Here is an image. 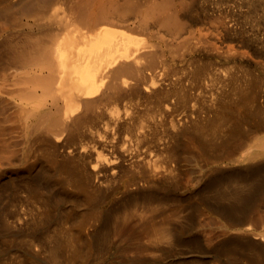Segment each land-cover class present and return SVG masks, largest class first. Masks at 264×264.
Listing matches in <instances>:
<instances>
[{
    "label": "rangeland",
    "instance_id": "1",
    "mask_svg": "<svg viewBox=\"0 0 264 264\" xmlns=\"http://www.w3.org/2000/svg\"><path fill=\"white\" fill-rule=\"evenodd\" d=\"M21 1H23V3L20 2V0H0V61L1 59L5 60V62L2 60L4 63L0 62V222L2 223H0V264H144L148 261L158 262L164 259L167 260L166 258L170 260H176L182 257L185 258L183 259L185 261H193L191 259L193 256H198V261L201 260L202 264H229V262H232L233 260L231 258H227L226 256L224 257L223 255L215 257L213 252L215 247L214 244L219 243V239L221 240L224 235L222 227L225 223V220L222 216L217 214L216 211H214L215 205L217 206L218 204H222V202L217 204L216 202L214 203L209 195L210 191L206 192L205 195L198 194V192L206 185L208 186V183L212 180L215 181L214 179L218 177L220 178L218 173H223L224 179L226 178L224 177L226 176L225 174L252 165L248 164L249 162H253V164L257 165L256 163L261 164L262 160H264V154L261 155L262 157L259 159L260 162L259 160H257L258 162H251L250 160L245 159V157H249L251 153L259 152L264 149V16H262V14H264V10H259L260 8L256 7L255 5L253 6L249 0H191L188 1L190 6L188 7L190 10H188V12L192 15L188 14L189 16H187V18H185V16L182 18L186 19L185 21L189 25L190 23L193 25H190L192 29L188 24L185 25L186 22L184 19L182 20L180 16H177L180 17L181 22H185V28L187 30H191V32L183 28L185 30L182 31L183 36L181 35V37L176 38L178 37L176 34L179 33H169L171 32L170 27L167 28V25L164 24L166 27L162 25V22H160V20L157 18H155V20L151 19L154 15H160L162 13L163 9H160L162 8V3H160L162 0H146L148 3H146L144 7L148 9L151 8L149 11L155 9L154 14L151 13V15L148 14L145 16L146 18L148 17L147 22L149 23L151 21L150 23H154V26L152 24L151 27V24L149 23V27L151 29H142L143 31L141 29H135L133 32H135L136 35L134 33H132L134 35L131 33L130 34L132 37L134 36L133 38L139 37L138 40L140 39V42L134 39L139 43L140 46L139 47L138 43L136 44L135 42L137 50H139V48L141 51L153 50L159 54H156V60H161L158 61L159 63L157 62L159 66L157 65V68L155 69L157 75L155 73L154 78H150V72L147 71L145 77L143 76L141 81L138 82L140 85L137 84V86H135L136 80L134 74L127 72L129 73L128 76L125 72L126 77L128 76L130 79L133 77V82H130V79L124 77L125 75L123 73L122 78L124 77L127 79L124 83H127L129 80L128 84L123 83L121 85L123 87L120 86L121 88L119 90L123 91L124 95L123 92L120 94L119 90L117 94L115 91V94L108 91L106 93L99 92L97 93V95L99 94L98 96L92 95L88 97H85L83 94L85 99L90 97L91 100H93V98L98 99V101L100 100L96 104L97 106H95L96 109L94 108L93 111H91L92 113L90 112L91 116H88L89 113L87 115L85 114L86 116H84V121H80L81 124L80 122H77V126L76 122L73 123L70 127L71 129L64 130L62 129V125H60L56 126L55 129L52 130L48 128L49 125L47 124L51 119L46 118V122L43 121L45 120L43 117L44 114L42 115L43 111L49 109L53 110L54 108L57 109L58 107L62 106V110L59 108L58 110L60 111H56L57 114L55 117L58 116L59 118L62 117L61 115L63 113L66 112L65 114H67V111H69V113L71 111L72 114L74 113L75 115L79 114V112L82 113L81 111H83V105L81 104V100H83L84 97H82L80 90H77V88L81 87V83L83 82L79 83L77 79L75 80L76 76L73 74H71L69 78L67 76L69 74L65 75L66 78L69 79L66 81H69L70 83L63 82L66 79L65 77L62 79L63 81L58 79L59 75L57 76V80H55V75L59 73V68L61 67H57V65L55 66L53 63V59L55 63L56 60L58 63L61 62L60 59H58L59 57L55 55L56 52H53L55 56L50 53L52 54L51 56L57 57L53 59L51 58L52 62H46L45 57H43L45 59H42L39 56V60H43L42 62L41 60L39 61L41 64L46 65L47 63H53L51 67H56V70L58 71L57 74L56 71L50 70L51 72L54 71L55 74L52 72V75H54L55 78L54 76H51L50 72H48L49 69H51H47L50 67L48 64V66L46 65L47 67H45L46 70L45 68H40L39 70L38 68L40 65H38L39 67L36 66L37 64H40L39 62L36 65L31 66V68L30 66L25 68L18 66L19 69L21 68L20 71H23V73H19L21 76L18 74L19 70L17 69V65L13 66V64H19L16 58L18 54H23L25 53L24 51L27 52L31 46L33 50L31 49V51L29 49V53H34L36 48H40V45H38L39 47L36 46V41H39L40 39H42V41L46 40L47 44L51 42L49 34H47V36L45 34L47 39L45 36H43L44 33H47V26H45L46 29L42 26L41 28L39 27L40 21H42L39 16L44 15L41 13V10L44 9L42 0H38V3L35 2L36 0ZM47 1L50 2L47 3L49 10L45 5V14L47 13V10L49 11L47 15L51 14V17L55 13L56 15L59 14L57 16L58 18L56 16H54L55 18L53 17L54 19L57 18L59 21V16L62 13L69 12V5L70 3H73L74 0H51L52 3L55 2V5H53L50 0ZM81 1L76 0V4L81 3ZM124 1L127 3V0H122V6L126 4ZM157 1L160 3V5ZM247 1L249 4L246 3ZM32 2H34V5ZM39 2L43 6H41ZM44 2L45 0H43V3ZM191 2L195 3L191 5ZM153 3H156V7L153 5ZM21 4H23V7ZM30 4L34 6V9H37L36 6H40L38 9L40 12L31 8L32 6L30 7ZM49 4L53 5V7H49ZM82 4H84V2H82ZM28 5L31 9L28 7ZM151 5H153L154 8ZM221 6L225 10L223 9L221 11L222 8H219ZM25 7H27V10L29 11L25 10ZM228 8L230 9L229 11L226 10ZM252 9H254L256 14L252 11ZM23 10L29 12L26 15H32L28 17H26V15L24 16L23 13L25 12H23ZM30 10H32V12L34 10L39 14L36 12L32 13ZM51 10H54V13H51ZM200 11L203 12V15ZM224 11L228 12L229 14ZM249 11L252 12L248 14ZM204 12H206L205 15ZM216 12L220 13L218 14L219 16H217ZM231 13L233 14L231 15ZM35 14H37L36 16H39L36 17ZM196 14L198 17H201L200 19L197 18L199 20H196ZM252 14L253 16L251 17L250 15ZM225 15L230 16L227 17ZM244 16L248 17L245 18ZM51 17H48V21L56 22L54 19L51 20ZM202 17L203 21L201 20ZM37 18L38 21L41 19L38 22L39 24L35 23ZM191 18L197 22H193ZM34 19L35 21H33ZM213 19L217 24H212L211 26L215 28L213 29L211 27L212 29L210 30L209 26L210 23L214 22H211ZM62 20L64 19H61L60 21ZM218 20L221 21L219 22ZM223 20L225 21V24L223 23ZM159 22L162 26H159ZM226 22H228V25ZM34 24H38V26L36 25L37 28ZM216 26H218V28ZM116 27L121 28V26ZM220 27H222L224 32L221 31L222 29H220ZM223 27L229 31H225ZM232 27H234L233 29L239 28L241 30H233ZM122 29L123 28H121V30ZM39 30H41L40 33ZM192 31L194 33L193 36L191 34ZM27 32L29 33V37L31 39L26 36L28 34ZM183 32H186L187 36H185L186 34ZM203 32L206 34L204 35ZM213 32L215 35H213ZM226 32L229 33L227 34ZM41 33L43 37L41 36ZM174 35H176V37L171 38V36ZM223 35H226V38ZM221 36H223L224 39H222ZM185 37L188 38L186 39ZM43 38H45V40ZM28 40L30 44L27 45ZM30 40H32V42ZM134 40L132 41V45H130L132 47ZM42 41L38 43H40L42 46H46V42L45 45ZM171 41L174 43H171ZM184 41L186 43L190 42L187 47V44H185ZM9 43L10 45H8ZM24 43L27 46L30 45L29 48ZM33 43L35 44L36 48L33 47ZM181 45H185V47H182ZM7 46L9 50L7 49ZM48 46H50V44ZM48 46L46 47V50L47 48H50ZM52 46L53 45L51 42V49ZM16 47H19L20 50H18L19 48L17 49ZM26 47L27 49H25ZM132 47L131 50H133ZM133 48L136 50L135 47ZM13 49H15V51L17 50V52H15ZM23 49L24 51H22ZM49 50L46 51L47 55L45 53L42 56L45 55L47 57L49 56L48 58H50L51 56L48 54ZM11 51L14 52L11 53ZM20 51L22 53H20ZM8 52L13 55L11 56ZM36 52L38 54V51ZM29 53L27 52L25 54L28 55ZM7 54L10 59H8ZM11 57L14 58L11 59ZM163 59L166 60V62L162 61ZM10 60L12 61V65L9 62ZM49 61L51 60L49 59ZM11 66H13V68H11ZM34 66H36V68ZM14 67L18 70V72L14 70ZM27 68L29 72L26 71V73H30L29 75H32L34 79L37 77L38 79L36 80L38 82H33L35 80L32 79V77H28V74L24 73V69ZM30 69H32V71H30ZM36 71H41L39 76L43 75V80L41 77H38V75L36 76ZM46 72L48 73L47 76L45 75ZM13 73L16 76H14ZM23 74L25 76H23ZM44 75L46 77H49L50 75L51 78H54V83L52 81L49 83V78H46L47 81H45L46 79L44 80ZM150 79H152V81H150ZM60 81L61 83L63 82V84H61ZM74 83L76 84L74 85ZM131 83H135L133 84V86L136 87H133L135 91L133 90ZM148 83L150 85H148ZM158 83L159 85L157 86H159V88L156 86ZM153 85L154 87L156 86V88H153ZM126 86L128 90L125 88ZM160 86L163 87V90L160 89ZM142 87L147 89L144 91V88ZM75 88L76 91L79 92L74 93H79L81 95H79L81 100H79V97L77 99V101L80 102V105L78 104L80 106L79 108L77 106L78 102H75L77 97L74 98V94L71 96V93H73L72 91H74ZM122 88L123 90H121ZM240 91H243V95L241 94L242 96L240 95ZM125 92L130 93L125 94ZM102 93L103 97L106 98L101 97ZM118 93L120 94V98L118 97ZM221 94H225V96ZM234 95L238 96L236 97ZM112 96L114 98H111ZM161 96L163 97L161 98ZM26 97H29L27 98L28 100H25ZM228 97H231L232 99ZM182 98H184V100ZM236 98L239 100V102L236 100ZM217 100H219L218 102L221 101L222 104H219ZM71 101L74 102L72 103ZM69 102L71 106L72 104H76L77 108L74 106L75 108L72 107L73 110H71L70 106L69 110V108H67L70 105ZM230 102L232 103L230 104ZM63 104L64 107L67 106L65 108L68 109L65 112L63 111L65 109ZM211 104L213 108L210 107ZM54 105L59 106L56 107ZM220 107L223 108L222 111H219L221 110ZM212 109L218 115H216ZM94 110L96 111L94 112ZM223 110L227 113H225ZM232 111H237V113L235 112V114H233ZM156 112H158V114ZM162 112L164 113L162 114ZM218 112H222V114L224 113L226 116L222 115L221 113L219 114ZM60 113L62 114L60 115ZM95 113L97 115H95ZM74 114L71 115L70 113V116L63 115L62 118H66V116L73 117ZM39 115H42L43 120H39ZM234 115L238 118L240 116L242 117L239 119L235 117L238 119L236 121ZM216 116L219 118V122L216 120ZM223 116L224 119H222ZM227 116L231 118L230 120L234 122V125L236 124L235 126L232 125L233 123ZM68 117L67 119L71 121L70 119L72 118L69 119ZM226 118L228 120H226ZM35 119L39 120L38 122H40V124H38ZM191 119L197 121L194 122ZM202 119L203 121H201ZM171 120L175 122H172ZM177 120L179 122L178 124ZM221 120L222 122H220ZM41 122L44 124L43 127L47 126L46 129L48 128L50 131L43 128ZM230 122L232 124H230ZM188 123L192 124L189 125ZM198 123L200 125H198ZM203 123L205 125H203ZM208 123L211 125L213 124L214 126H217L220 123L218 126L224 128V130L221 129L222 131H220V127L215 129L213 125L212 128L210 125H208ZM171 124H173V128ZM186 125L188 127H186ZM174 126H177L178 128ZM200 126L202 129L199 128ZM206 126L209 127L210 130ZM73 127L75 128L73 129ZM195 127L196 129H194ZM197 127L199 130H197ZM176 128L177 130L181 129L183 131L184 129L185 131L182 132L179 130L178 132L176 131ZM226 128H228V131H225ZM140 130L141 132L139 133ZM216 130H219V133H217ZM223 131L227 134L223 133ZM202 132L204 134H202ZM142 133L146 137H144ZM226 135L229 137L226 138ZM156 137L158 138L156 139ZM153 139L156 142H154ZM162 139H168L169 141L167 140L168 142L166 141V144V142H161L163 141ZM224 139L226 141H223ZM209 140L211 143H209ZM170 141L173 143L179 142L176 144H178L180 147L171 143ZM138 143L139 145L136 147V144ZM205 144L207 146H205ZM162 145L163 147L166 145L164 148L167 149L169 147L170 151L163 149V147H161ZM190 145L194 146L192 147ZM120 147H122V150H119L121 149ZM201 148L204 152L201 151ZM171 150L174 154H172ZM176 150L178 153L174 152ZM136 151H143L147 157L150 155L155 157L158 163L160 162L161 164L168 163L173 159V157V161L176 160V158L179 160L178 164H176L175 170L166 173L164 179L161 180V184H163L161 190L163 192L166 191L164 192L166 194L168 192H173L175 198L169 199L167 201L169 205L176 204L177 199L182 198L186 199L190 207H186L184 210L179 211L178 214L171 217H168V212H165L164 214L156 216L154 220L161 221V219L166 220L167 218L171 224L181 227V234L183 233L182 235L185 239L180 241V243L162 244L160 246L161 252L158 254L157 248H154L151 244H148L144 240V237H141L140 241L135 243L132 240L134 236L130 235L132 241L130 239L119 241L115 238L112 241L110 247L106 249L99 260H92V255L89 259L85 260V262L72 261L68 257V249H64L62 246V243L64 244L65 241L64 238H67L65 236L68 233L63 229H69L70 231H68L72 232L76 230L75 226L73 227V225H76L77 222H81L83 224L82 234L84 236H88V234L90 235L93 229L99 225V220L97 217L98 215L96 214H99L100 210H106L110 206L116 207L119 204H122L121 202L124 200L125 194L128 193L127 191H130L129 187H132L134 185L133 182L138 181L140 176V172H138V170L135 168V165L131 163L133 160L132 155H134ZM177 156L180 157L178 158ZM105 157L115 160L117 163H119V161L121 163L123 160V164L118 165L114 173L110 171L109 169L111 168L107 166L108 173L106 171V175L100 173L101 175L98 174L97 176L94 173L95 170L92 168V165L93 163L97 162L95 159H101V161H105ZM121 157H123V159ZM239 157H241V159H239ZM242 158L244 160H242ZM246 164L248 165L246 166ZM69 168L70 170L67 171ZM217 171L218 173L216 175L215 173ZM48 174L53 178L49 179L51 177ZM35 176H37V179L34 178ZM41 177L46 179L43 178L41 180ZM101 177H104L105 180ZM100 180L103 181L100 182ZM28 183L31 185L28 186ZM142 186L144 185L142 184ZM207 186L205 188H207ZM99 187H101L102 191H99ZM96 192L97 195H102V197L99 199V204L97 203L98 207L95 205L94 207L92 205L94 204L92 201H94L95 196H97L94 194ZM76 195L78 197H76ZM93 197L94 199H92ZM87 199H90V204ZM259 202V205L255 209L248 212L249 223L251 222L257 228L264 226V189L259 194ZM137 205L141 204L137 203ZM191 205H193L194 208H192L193 206ZM165 206L168 207L166 203ZM196 206H198V208ZM144 210L145 209L141 211ZM190 211H195L196 217L193 218L194 222H191L189 219V214L191 213ZM69 213L72 215H69ZM81 214H83V216ZM73 215L76 217H73ZM80 216L82 217L80 218ZM153 217L154 214H152V218ZM73 219L77 220L76 223ZM61 230L63 231L60 232ZM184 240L185 242H183ZM186 240H192L193 242H188L187 244ZM195 240L198 243L195 242ZM54 241L57 244L56 248L60 247L59 249L62 251L55 249L56 244ZM52 251L58 258H60H56V260L58 259L57 262L55 260L56 256H54ZM224 259H226L227 263L224 261Z\"/></svg>",
    "mask_w": 264,
    "mask_h": 264
},
{
    "label": "bare ground",
    "instance_id": "2",
    "mask_svg": "<svg viewBox=\"0 0 264 264\" xmlns=\"http://www.w3.org/2000/svg\"><path fill=\"white\" fill-rule=\"evenodd\" d=\"M25 1V0H24ZM35 1V0H34ZM45 0V2L43 3V0H42V4H44V9L41 10L42 14L44 15H41L39 16L42 21H40L41 19H39L40 21V24L38 23V18H37V21L35 23H38L41 28L45 26H47V33H44L43 36H47L50 38L51 42H52V49H51V42H49L47 44L45 38H43L45 41H42V39H40L42 42H44L43 44H45L46 42V46H42L40 43L38 42H41L39 39V41H36L34 43H36V46L40 45V48L37 49L35 47V44L33 45V47L36 48V51H38V54L36 51L30 52V50L32 49V46L29 48V46H27L29 43V40L27 42V47L30 49H28V53L30 54H25L27 53L26 51H24V49L22 51H24L25 53L23 54H16L17 55V61L19 62V64H13V66H16L17 67H29L31 68V66L33 65H36L40 60L41 62L43 61L42 59H45L46 62H52V59L53 58H57L59 57L58 59H60L61 62H57L56 60V63L54 62V59H53V63L54 65L57 67L58 66H61L59 68V73L57 74V70H56V67L54 68L53 66L51 67V65L53 63H47L50 67H48L47 69H49L48 72H50L51 76L53 77L54 75H52V72L53 74L54 71H56V79L57 80V76L59 75L58 79H61V81H63V77L66 78L65 75L69 76L71 74L75 75L76 78L75 80L77 79V81L80 83V82H83L81 83V87H78L77 90L79 89L80 90V94L82 95V97H88V96H92V95H97V93L99 92H113L114 91L118 92V90L123 87L121 86L124 82H126L127 79H125L124 77H126L125 75V72H129V73H132L134 74L135 76V82H136V85L140 83H138L139 81H141V78L145 75H146V72H150V75L151 77L150 78H154L155 76V69L157 68V65L159 66V62L158 61H161V60H156L157 59V54L156 51H153V50H144V51H141L140 48L139 50H137V46L136 44L138 43L137 41L135 40H138V38H133L132 35L135 34V32H133V30L135 31V29L139 30V29H147L149 30V23L147 22L148 20V17L146 18L145 16H147L148 14L151 15V13H155L153 9L152 11H149L151 10L150 6L148 8L144 7L146 3H148V1L146 0H127V3L122 6V3L121 1L122 0H78V1H81V3H78L76 4V0L73 1V3H70L69 5V12L67 13H62L60 16H59V21L57 20V16L59 15H56V13L54 15H52L51 17V14L50 15H47V13L49 12V8L47 6V3H50L49 1ZM51 1V0H50ZM53 1V0H52ZM51 1V3H52ZM150 1V0H149ZM160 1V0H159ZM188 1H191V0H162V2L160 1V3H162V8H160L161 10L163 9L162 13L159 15H154L151 19L155 20V18L159 19L160 22H162V25H167V28L170 27L171 29V32L169 33H179V34H176L178 37H176V35L174 36H171L172 37H176V38H179L181 37L182 35V31L185 28V25L188 24L182 17L185 16V18H187V16H189V2ZM193 1V0H192ZM195 1V0H194ZM222 1V0H221ZM242 1V0H241ZM243 1H246V0H243ZM252 5L260 8L259 10H264V0H249ZM20 2L23 3V1L20 0ZM35 2L38 3V0H36ZM74 2H75V5H74ZM82 2H84V4H82ZM158 2V1H157ZM19 3V2H18ZM29 3V2H27ZM36 3V4H37ZM55 3V2H54ZM54 3H52L53 5H55ZM159 3V2H158ZM159 3V5H160ZM195 2H191V5L194 4ZM222 3V2H221ZM248 3V1L246 2ZM26 4V2H25ZM32 4L34 5V2H32ZM40 4V2H39ZM156 4V3H155ZM155 4L153 3V5L155 6ZM249 4V3H248ZM22 7H23V4H21ZM41 5V4H40ZM47 7V13L45 14L46 12V7ZM53 5H50L49 4V7H53ZM149 5V4H147ZM151 5V6H153ZM158 5V6H159ZM204 5V4H203ZM13 6V5H12ZM20 6V5H19ZM26 6V5H25ZM32 5L30 4V7ZM43 6V5H41ZM153 6V8H154ZM160 6V7H161ZM205 6V5H204ZM215 6V5H213ZM251 6V5H250ZM260 6V7H259ZM29 7V5H28ZM29 7V8H30ZM34 6H32L31 8H33ZM37 9H34V10H37L40 12L39 7L36 6ZM77 10H76V8ZM156 7V6H155ZM193 7V6H192ZM252 7V6H251ZM28 8V9H29ZM30 8V9H31ZM204 8V7H203ZM219 8H222L221 11L224 9L222 6L219 7ZM218 8V9H219ZM249 8V7H248ZM10 9V8H9ZM42 9V7H41ZM251 9V8H250ZM255 9V8H254ZM254 9H252V11L256 14V12L254 11ZM25 10H27V7H25ZM33 12L35 13L36 11ZM159 10V9H158ZM205 10V9H204ZM225 10V9H224ZM226 10H230L229 8L226 9ZM233 10V9H232ZM29 11V10H27ZM32 12V10H30ZM54 11V10H53ZM52 10H51V13H54ZM160 11V10H159ZM159 11H156V12H159ZM190 11V10H189ZM219 11V10H218ZM234 11V10H233ZM251 11V12H252ZM25 12V13H23ZM23 14L24 16L29 13V12H26L23 10ZM32 12V13H33ZM56 12V10H55ZM201 12V11H200ZM226 12V11H224ZM223 12V13H224ZM250 11L248 12L251 13ZM261 12V11H260ZM259 12V13H260ZM264 12V11H263ZM21 13V14H22ZM38 13V12H36ZM206 12H204V15H205ZM217 13V12H216ZM228 13V12H226ZM239 13V12H238ZM39 14V13H38ZM189 14V15H188ZM201 14L203 15V12H201ZM218 14H220L219 12L217 13V16H219ZM222 14V13H221ZM229 14V13H228ZM233 13H231L232 15ZM245 14V13H244ZM247 14V15H248ZM32 15V14H30ZM30 15H26V17L30 16ZM37 14H35L36 16ZM192 15V14H191ZM200 15V14H199ZM34 16V17H35ZM36 16V17H38ZM51 17V20H53L56 16L57 18L54 19L56 20V22H52V21H48V17ZM177 16H180L182 18V20L184 19V23L181 22L180 20V17H177ZM194 16V15H193ZM197 16V14H196ZM208 16V15H207ZM211 16V15H210ZM213 16V14H212ZM215 16V15H214ZM224 16V15H222ZM227 16V15H225ZM230 16V15H229ZM227 16V17H229ZM251 17L253 16L250 15ZM262 16H264V14H262ZM54 17V18H53ZM151 17V16H150ZM191 17V16H190ZM195 17V16H194ZM204 17V16H203ZM203 17H202V21H203ZM209 17V16H208ZM245 17V16H244ZM248 17V16H246ZM245 17V18H246ZM250 17V18H251ZM47 18V19H45ZM64 19L62 21H60L61 19ZM197 18H201V17H196V20H199ZM222 18V17H221ZM264 18V17H263ZM44 19V20H43ZM150 19V18H149ZM193 22H195L196 20H193V18H191ZM205 19V18H204ZM215 19V18H214ZM211 20L212 21H214ZM220 19V18H218ZM226 19V18H225ZM200 20V22H201ZM216 20V19H215ZM229 20V19H228ZM232 20V19H231ZM35 21V19L33 20ZM188 21V19H187ZM191 21V22H192ZM219 22L221 20H218ZM217 21V22H218ZM153 22V21H152ZM158 22V21H157ZM160 22H159V26H162L160 25ZM197 22V21H196ZM209 22V21H207ZM225 21L223 20V23ZM231 22V21H230ZM156 23V22H155ZM222 23V24H223ZM228 22H226L227 24ZM232 23V22H231ZM38 24H36L38 26ZM151 27H152V24L154 26V23H150ZM197 24V23H196ZM216 25L217 23H215V21L213 23H210V30L213 28L211 25ZM221 24V25H222ZM225 24V23H224ZM230 24V23H229ZM29 25V24H28ZM31 25V24H30ZM35 25V24H34ZM35 25V26H36ZM164 25V26H165ZM189 25V24H188ZM191 25V23H190ZM189 25V26H190ZM205 25V24H204ZM220 25V26H221ZM228 25V24H227ZM232 25V24H231ZM33 26V25H32ZM36 26V28H37ZM116 26H121V28H123L121 30V28H117ZM193 26V25H191ZM190 26V27H191ZM196 26V25H195ZM194 26V27H195ZM200 26V25H199ZM203 26V25H202ZM208 26V25H207ZM233 26V25H232ZM166 27V26H165ZM164 27V28H165ZM193 27V28H194ZM198 27V26H197ZM212 27V28H211ZM218 28V26H216ZM226 27V26H225ZM225 27H223L225 29ZM241 27V26H240ZM184 28V29H183ZM189 28V27H188ZM215 28V27H214ZM213 28V29H214ZM229 28V27H228ZM234 27H232L233 29ZM236 28V27H235ZM30 29V28H29ZM33 29V28H32ZM151 29V28H150ZM173 29V30H172ZM192 29V27H191ZM201 29V28H200ZM208 29V28H207ZM206 29V30H207ZM220 29H222V27H220ZM231 29V28H229ZM237 30H241L239 28H236ZM236 29H233V30H236ZM37 30V29H35ZM45 30V31H46ZM168 30V29H167ZM187 30V29H186ZM189 30V29H188ZM187 30V31H188ZM196 30V29H194ZM215 30H218V29H215ZM213 30V31H215ZM44 31V30H42ZM132 31V32H131ZM143 31V30H142ZM173 31V32H172ZM185 31V30H184ZM191 32V30H189ZM205 31V29H204ZM221 31L224 32V30L222 29ZM225 31H229L228 29ZM243 31V30H242ZM31 32V31H30ZM34 32V31H33ZM41 32V30H39V33ZM137 32V31H136ZM201 32V31H200ZM206 32V31H205ZM209 32V31H207ZM212 32V31H210ZM28 33V32H27ZM38 33V32H36ZM35 33V34H36ZM134 33V34H131ZM185 33L187 36V33L186 32H183ZM214 33V32H213ZM227 34L229 32H226ZM26 34V33H25ZM192 36H193V31H192ZM196 34V32H195ZM203 34L205 35L206 33L203 32ZM217 34V32H216ZM224 34V33H223ZM226 34V35H227ZM136 35V34H135ZM171 35V34H170ZM189 35V34H188ZM208 35V34H207ZM206 35V37H207ZM209 35L211 36V34L209 33ZM215 35V33L213 34ZM222 35V34H221ZM226 35H223L225 36L226 38ZM26 36H30L29 33L26 35ZM34 36V35H33ZM39 36V35H37ZM41 36H42V33H41ZM42 36V37H43ZM183 36V35H182ZM191 36V35H190ZM191 36V38H192ZM222 37V39H224ZM35 37V36H34ZM41 37V38H42ZM195 37V35H194ZM209 37V36H208ZM24 38V37H23ZM30 38V37H29ZM27 38V39H29ZM33 38V37H32ZM186 38V37H185ZM188 38V37H187ZM186 38V39H187ZM31 39V38H30ZM47 39V38H46ZM135 39V40H134ZM190 39V38H189ZM221 39V38H220ZM134 40V44H133V47H135L136 50H134V48L130 45H132V41ZM140 40V39H139ZM138 40V41H139ZM171 40V39H170ZM200 40V39H199ZM203 40V39H202ZM32 42V40H30ZM173 41H176V40H173ZM173 41H171V43H174ZM191 41V40H190ZM205 41V40H204ZM203 41V42H204ZM136 42V44H135ZM140 42V41H139ZM178 42V41H177ZM189 42V41H188ZM202 42V41H201ZM186 45V47L188 46V44L190 43H186L184 41ZM183 43V44H184ZM7 44V43H6ZM50 44V46H48ZM178 44V43H176ZM10 45V43L8 44ZM179 45V44H178ZM12 46V45H11ZM24 46V45H23ZM22 46V47H23ZM50 47V48H47V50H49L48 54L52 53L53 52H56L55 55L57 57H53L55 56L53 54V56H51L52 54H50V58H48L47 56H42L43 54L46 53L47 55V50H46V47ZM138 46H139V43H138ZM182 46V45H181ZM185 47V45H183ZM182 46V47H183ZM25 47V46H24ZM23 47V48H24ZM27 47L25 49H27ZM39 47V46H38ZM131 47L133 50H131ZM140 47V46H139ZM190 47V46H189ZM15 48V47H14ZM17 49L19 47H16ZM34 48V50H35ZM7 49H8V46H7ZM187 49V48H186ZM9 50V49H8ZM15 51V49H13ZM20 50V48L18 49ZM33 50V49H32ZM31 50V51H32ZM52 50V51H51ZM68 50V51H66ZM14 51H11L14 52ZM51 51V52H50ZM17 52V50L15 51ZM19 52V51H18ZM10 54V52H8ZM20 53H22L20 51ZM33 53V54H32ZM36 56H35V55ZM41 54V55H40ZM157 54V55H156ZM6 55V54H5ZM11 55V54H10ZM13 55V54H12ZM11 55V56H12ZM8 56V54H7ZM38 56V57H37ZM42 59L39 60L40 57ZM4 57V56H3ZM37 57V58H36ZM45 57V58H43ZM14 58V57H11V59ZM48 58V59H47ZM52 58V59H51ZM146 58H147V61H146ZM8 59H10V57L8 56ZM38 61H37V60ZM49 59L51 61H49ZM145 59V60H144ZM1 59L0 62L4 63L5 60ZM15 60V59H14ZM8 61V60H7ZM6 61V62H7ZM37 61V62H36ZM164 62H166V60H162ZM10 64H11V60L9 61ZM9 62H8V65H9ZM36 62V63H35ZM41 62H39L40 64H37L36 66L40 65V67L38 68L40 70V68H45L47 67L45 64H41ZM158 62V63H157ZM17 63V62H16ZM6 64V63H5ZM12 65V64H11ZM44 65V66H43ZM164 65V64H163ZM1 66V65H0ZM4 66V65H3ZM6 66V65H5ZM13 66H11V68H13ZM36 66H34L36 68ZM10 67V66H9ZM19 67L17 68L18 70L15 68L14 70H16L19 73H23V71H20L21 68L19 69ZM34 68V69H35ZM5 69V67H4ZM13 70V69H12ZM38 70V71H39ZM46 70V68H45ZM50 70H54V71H50ZM16 71H12V72H16ZM24 73H26V71H28V68L27 69H24ZM30 71H32V69H30ZM36 71V76L38 75V77H41L42 80H43V75L41 73L42 76H39V73L41 72H38ZM29 72V71H28ZM38 72V74H37ZM34 73V72H33ZM32 73V74H33ZM34 73V74H35ZM124 73V77L122 78V75ZM129 73H127V75L129 76ZM17 74V73H16ZM28 74V73H26ZM30 74V73H29ZM28 74V75H29ZM45 74V73H43ZM14 75V73H13ZM20 75V74H19ZM27 75V76H28ZM46 76L48 75V73L46 72L45 74ZM44 75V76H45ZM72 75V76H73ZM157 75V73H156ZM16 76V75H14ZM18 76V75H17ZM21 76V75H20ZM19 76V77H20ZM23 76H25L23 74ZM34 77H36L35 75H33ZM44 78V80L47 78H51V76L49 75V77H46ZM54 76V78H55ZM126 77V78H129V77ZM148 76V74H147ZM28 77H32V75L28 76ZM54 78H51L50 80L48 79V82L51 83V81L54 83L53 79ZM68 78L65 79V81L63 82H67L66 80H69ZM149 78V77H147ZM31 79V78H30ZM32 79H34L32 77ZM36 79H38L36 77ZM36 79H34L35 81L33 82H38ZM47 79L45 81H47ZM130 79V78H129ZM146 79V78H145ZM132 80V81H131ZM149 80V79H148ZM60 81V83H61ZM71 81V80H70ZM74 81V80H72ZM146 81V80H144ZM150 81H152V79H150ZM156 81V80H155ZM57 82V81H55ZM59 82V81H58ZM63 82L61 84H63ZM69 82V81H68ZM67 82V83H68ZM129 82V80H128ZM127 83H124V84H128ZM130 82H133V77L130 79ZM149 82V81H148ZM154 82V81H153ZM70 83V82H69ZM143 83V82H142ZM151 83V82H150ZM156 83V82H155ZM72 84V83H71ZM76 83H74L75 85ZM132 84V88L135 87L133 86V84L135 83H131ZM36 85V84H35ZM147 85V84H146ZM144 85V86H146ZM148 85H150L148 83ZM152 85V84H151ZM159 85L156 84V86ZM73 86V85H72ZM79 86V85H77ZM121 86V87H120ZM128 86V85H127ZM127 86L125 87L127 89ZM142 86V85H141ZM156 86L154 87L153 85V88H156ZM74 87V86H73ZM76 87V86H75ZM131 87V86H129ZM152 87V86H151ZM159 88V86H157ZM161 87V86H160ZM243 87V86H242ZM124 88V89H125ZM136 88V87H135ZM144 88V87H142ZM157 88V89H158ZM163 87H161L160 89H162ZM183 88V87H182ZM181 88V89H182ZM145 89L147 88H144V91ZM159 89V90H160ZM242 89V88H240ZM123 90V88L121 89ZM128 90V89H127ZM130 90V89H129ZM133 90L135 91V89L133 88ZM137 90V89H136ZM141 90V89H140ZM153 90V89H152ZM163 90V89H162ZM161 90V91H162ZM183 90V89H182ZM125 91V90H124ZM132 91V89H131ZM155 91V90H154ZM160 91V92H161ZM244 91V90H243ZM242 91V92H243ZM73 93H71V96H73L72 94H74V98H76V101L75 102H78L77 99L78 97L80 98V94H75L74 92H79V91H76V88L74 91H72ZM120 94L121 92L123 91H120ZM141 92V91H139ZM242 92L240 91V95L242 94ZM246 92V91H244ZM130 92H125V94H129ZM153 93V92H152ZM158 93V92H157ZM165 93V92H164ZM233 93V92H232ZM239 93V92H238ZM84 94V96H83ZM120 94L118 93V97L120 98ZM136 94V93H135ZM159 94V93H158ZM245 94V93H244ZM247 94V93H246ZM75 95H78V96H75ZM80 95V96H79ZM99 95V94H98ZM97 95V96H98ZM103 97V93L101 94ZM112 95V94H111ZM123 95H124V92H123ZM221 95H224L225 94H221ZM231 95V94H230ZM243 95V94H242ZM241 95V96H242ZM30 96V95H29ZM107 96V95H106ZM110 96V95H109ZM127 96V95H125ZM130 96V95H129ZM134 96V94H133ZM156 96V95H155ZM219 96V95H218ZM223 96V97H224ZM229 96V95H228ZM234 96H238V95H234ZM84 97L83 100H81V98L79 100H81V104L83 105V111H81L82 113L79 112V114L75 115L74 113V116L72 117H68L70 116V113L71 115L72 112L70 111H67L68 109H66L65 106L64 107V104H63V107L66 109H64L63 111H67V114L65 113H60V115L63 117V115H68L66 116V118H59L58 116H56L57 114V110L60 108L61 110L63 109L62 106L61 107H58L57 105H54L56 107H58L57 109L54 108L53 110L49 109V110H46V111H43L42 115L44 114V118L45 120L42 119V115H39L40 119L39 120H43L46 122V120L48 118H50L51 120H49L50 122H48L47 124L49 125L48 128L49 129H55L56 126H60L62 125V129L64 130H68V129H71L70 127L72 126L73 123L76 122V126L78 125V123L81 121H84V116H86L88 113V116L90 115V112L93 111V109L97 106L96 104L100 101H98V99H94L91 100V98H86V99H89V100H86ZM95 97V96H94ZM123 97V96H122ZM121 97V98H122ZM163 96H161L162 98ZM222 97V98H223ZM232 97V96H231ZM231 97H228V98H231ZM21 98H25V97H21ZM27 98L29 97H26L25 100H28ZM97 98V97H95ZM103 98H106V97H103ZM109 98V97H108ZM111 98H114L113 96ZM116 98V97H115ZM159 98V97H158ZM157 98V99H158ZM220 98V97H219ZM226 98V99H228ZM233 98V97H232ZM231 98V99H232ZM240 98V97H239ZM244 98V97H243ZM73 99V98H72ZM71 99V100H72ZM102 99V98H101ZM184 100V98H182ZM225 99V98H224ZM246 99V98H245ZM162 100V99H161ZM221 100V99H220ZM235 100V99H234ZM237 100V98H236ZM248 100V99H247ZM219 100H217L218 102ZM239 102V100H237ZM245 101V100H244ZM72 103L74 101H71ZM223 102V101H222ZM80 102L77 103V106L78 108L80 107L79 104ZM216 103V102H214ZM219 104H222L221 101L218 102ZM225 103H226V100H225ZM232 102H230L231 104ZM236 103V102H235ZM241 103V101H240ZM248 103V102H246ZM70 104V102H69ZM68 104V105H69ZM79 104V105H78ZM228 104V102H227ZM237 104V103H236ZM66 105V103H65ZM81 105V107H82ZM159 105V104H158ZM214 105V104H213ZM226 105V104H225ZM233 105V104H232ZM241 105V104H240ZM70 106L71 104L69 105V110H70ZM77 108L76 104H72L71 106V110L72 107ZM219 106V105H218ZM223 106V105H221ZM228 106V105H227ZM238 106V105H237ZM162 107V106H161ZM212 104H211V106ZM225 107V106H224ZM229 107V106H228ZM231 107V106H230ZM239 107V106H238ZM237 107V108H238ZM216 108V107H214ZM221 110L219 111H222V107H220ZM236 108V107H235ZM56 109V110H55ZM158 109V108H157ZM162 109V108H161ZM217 109V108H216ZM228 109V108H227ZM233 109V107H232ZM163 110V109H162ZM213 110V109H212ZM231 110V109H230ZM237 110V109H235ZM239 110V109H238ZM242 110V109H241ZM240 110V111H241ZM60 111V110H58ZM96 110H94L95 112ZM214 111V110H213ZM224 111V110H223ZM243 111V110H242ZM62 112V111H61ZM160 112V111H158ZM158 112H156L158 114ZM212 112V111H211ZM210 112V113H211ZM215 112V111H214ZM225 112V111H224ZM233 112V111H232ZM231 112V113H232ZM237 113V111H235ZM235 112H233V114H235ZM69 113V114H68ZM92 113V112H91ZM164 112H162L163 114ZM219 114L222 112H218ZM227 113V112H225ZM239 113V112H238ZM244 113V112H243ZM243 113H242V116H243ZM36 114V113H34ZM86 114V115H85ZM213 114V113H212ZM216 114V112H215ZM213 114V115H215ZM229 114V113H228ZM59 115V116H60ZM64 115V116H65ZM95 115H97L95 113ZM210 115V114H209ZM218 115V114H216ZM224 115V113L222 114ZM231 115V114H230ZM237 115V114H236ZM245 115V114H244ZM46 116V117H45ZM87 116V117H88ZM91 116V115H90ZM208 116V115H207ZM226 116V115H224ZM224 116L222 119H224ZM239 116V115H238ZM240 116V117H242ZM67 117L70 119L71 121H69L67 119ZM86 117V118H87ZM222 117V116H221ZM228 117V116H227ZM232 117V116H231ZM237 117L234 115V118ZM239 117V118H240ZM47 118V119H46ZM211 118V117H210ZM217 118V116H216ZM229 120L231 119L230 117H228ZM238 118V117H237ZM235 118V120L237 121L238 119ZM83 119V120H82ZM201 119V117H200ZM204 119V118H203ZM203 119L201 121H203ZM219 118H217L216 120H218ZM36 120V119H35ZM39 120H36L37 122ZM174 120V119H173ZM179 120V119H178ZM177 120V124L179 123ZM186 120V119H185ZM192 120V119H191ZM212 120V118H211ZM226 120H228L226 118ZM35 121V122H36ZM172 121V120H171ZM194 121V120H192ZM197 120H195L194 122H196ZM200 121V120H198ZM205 121V120H204ZM207 121V119H206ZM232 122V120H230ZM36 122V124H37ZM44 122V123H45ZM78 122V123H77ZM80 122V124H81ZM172 122H175V121H172ZM171 122V123H172ZM219 122V120H218ZM222 122V120L220 121ZM230 124L234 125V122H232ZM259 122V121H258ZM43 122H41L42 124ZM50 123V124H49ZM201 123V122H200ZM215 123V122H214ZM229 123V122H228ZM38 124H40V122H38ZM79 124V125H80ZM121 124V123H120ZM174 124V123H173ZM173 124L172 125V128H173ZM189 124V123H188ZM192 124V123H190ZM189 124V125H190ZM195 124V123H194ZM197 124V123H196ZM202 124V123H201ZM220 124V123H219ZM218 124V125H219ZM259 124V123H258ZM44 124H42V127H43ZM181 125V124H179ZM198 125H200L198 123ZM203 125H205L203 123ZM208 125H210L212 127V125L210 123H208ZM214 126L215 129H218L220 126ZM222 125V124H221ZM236 125V124H235ZM234 125V126H235ZM41 126V125H40ZM39 126V127H40ZM142 126V125H141ZM184 126V125H183ZM192 126V125H191ZM197 126V125H196ZM227 126V125H225ZM231 126V125H230ZM233 126V127H234ZM38 127V125H37ZM40 127V128H42ZM47 127V126H46ZM46 127L44 126L43 128L46 129ZM81 127V126H80ZM174 127H177V126H174ZM185 127V126H184ZM183 127V128H184ZM186 127H188L186 125ZM207 127V126H206ZM205 127V128H206ZM232 127V126H231ZM35 128H36V125H35ZM46 129L48 131H50L49 129ZM75 127H73L74 129ZM144 128V126H143ZM178 128V127H177ZM176 128V131L179 132L182 131L181 129L177 130ZM201 128V126L199 127ZM199 128L197 127V130H199ZM204 128V127H203ZM209 129V127H207ZM213 128V127H212ZM230 128V127H229ZM72 129V130H73ZM139 129V128H138ZM140 129L142 130V128L140 127ZM191 129V128H190ZM196 129V127L194 128ZM193 129V130H194ZM202 129V128H201ZM224 130V128L220 127L219 130L222 131ZM39 130V128H38ZM41 130V129H40ZM70 130V131H72ZM76 130V129H75ZM80 130V129H79ZM141 130L139 131V133L141 132ZM145 130V129H144ZM143 130V131H144ZM192 130V131H193ZM210 130V129H209ZM219 130H216L217 133H219ZM231 130V129H230ZM142 131V132H143ZM146 131V130H145ZM185 130L183 129L182 132H184ZM205 131V130H203ZM207 131V130H206ZM225 131H228V128H226ZM47 132V131H46ZM196 132V131H195ZM208 132V131H207ZM210 132V131H209ZM144 133V132H143ZM142 133V134H143ZM146 133V132H145ZM199 133V132H198ZM201 133V132H200ZM211 133V132H210ZM213 133V132H212ZM223 133H226L223 131ZM137 134V133H136ZM183 134V133H182ZM202 134H204L202 132ZM227 134V133H226ZM229 134V133H228ZM169 135V134H168ZM195 136H197L196 134H194ZM215 135V133H214ZM221 135V134H220ZM138 136V134H137ZM144 137H146L144 134H143ZM209 136V135H208ZM164 137V136H163ZM171 137V136H170ZM177 137H180V136H177ZM176 137V138H177ZM213 137V136H212ZM229 136L226 135V138H228ZM141 138V137H140ZM143 138V137H142ZM149 138V137H148ZM152 138V137H151ZM158 137H156L157 139ZM160 138V137H159ZM224 138H225V135H224ZM138 140V138H137ZM154 140V139H153ZM161 140V139H160ZM163 141L161 142H166L168 139H162ZM171 140V139H170ZM174 140V139H173ZM211 140V139H210ZM209 140V143H211ZM169 141V140H168ZM167 141V142H168ZM176 141V140H175ZM197 141V140H195ZM223 141H226L225 139ZM139 142V141H138ZM153 142V141H152ZM154 142H156L154 140ZM166 142V144H167ZM171 142V141H170ZM222 142V141H221ZM148 143V142H147ZM160 143V142H159ZM173 143V142H171ZM176 143H179V142H176ZM175 142L173 144H176ZM223 143V142H222ZM141 144V143H140ZM146 144V143H145ZM199 144H202V143H199ZM204 144V143H203ZM208 144V143H207ZM138 144H136V147H137ZM143 145V144H142ZM155 145V144H153ZM172 145V144H171ZM178 145V144H176ZM196 145V144H194ZM194 145H190V146H194ZM198 145V143H197ZM211 145V144H210ZM213 145V144H212ZM116 146V145H115ZM147 146V145H146ZM156 146V145H155ZM160 146V145H159ZM166 146V145H165ZM164 146V147H165ZM179 146V145H178ZM201 146V145H200ZM205 146H207L205 144ZM209 146V145H208ZM139 147V146H138ZM142 147V146H141ZM158 147V146H157ZM163 147V145L161 146ZM163 149H167V148H164ZM168 147V146H167ZM180 147V146H179ZM190 147V148H192ZM121 149L119 150H122V147H120ZM148 148V147H147ZM146 148V149H147ZM160 148V147H159ZM175 148V147H174ZM178 148V147H177ZM176 148V149H177ZM125 149V148H123ZM134 149V148H133ZM179 149V148H178ZM127 150V149H126ZM139 150V149H138ZM145 150V149H144ZM143 150V151H144ZM168 151H170V148L168 147L167 149ZM136 151V153L134 155H132L133 157V160H132V164L135 165V168L138 170V172H140V176L138 178V181L136 182H133L134 185L132 187H129V190L130 191H127L124 196V200L121 202L122 204H119L118 206L116 207H108V209H102L99 211V214H96V210H95V214L98 215V220H99V225L93 229V231L91 232V234L88 236H84L82 234V229H83V224L81 222H77L76 225H73V227L75 226L76 230L72 231V232H69L68 230H65L63 229L64 231L68 232L67 235L65 237L67 238H64L65 241H64V244L62 243V246L64 249H68V257L69 259H71L72 261H81V262H85V260L89 259L92 255V260H99L101 258V256L104 254V252L106 251V249H108L110 247V245L112 244V241L116 238V240H119V241H124V240H128L130 239L131 240V236H134L133 237V241L135 243H138L141 239V237H144V240L148 243V244H151L152 247L154 248H157L158 250V254L159 252H161V245L162 244H165V243H180V241H182L184 238V236L181 234V231L182 229H180L181 227L179 226H176V225H173L170 223V221L166 218L165 219H161V221H156L154 220V218L160 214H164L165 212L167 213L168 212V217L170 216H173V215H176L179 213V211H182L184 210L186 207L188 208V203L186 201V199H182V198H179L177 199V202L176 204L174 205H169L167 203V201L169 199H174L175 196L173 194V192H168L167 194L164 193L166 191H162L161 188H162V185L161 184V180L164 179V176L166 173L170 172V171H173L175 170L176 168V164H178L179 160H174V157L171 161H169L168 163H165V164H160L158 163L157 159H155V157H152L149 153V157H147L145 155V151ZM200 151V150H199ZM201 151L202 148H201ZM124 152V151H123ZM147 152V150H146ZM172 152V150H171ZM176 153V151H174ZM204 152V151H203ZM119 153V152H118ZM126 153V151H125ZM128 154V153H127ZM147 154V155H148ZM172 154H174L172 152ZM264 154V149L262 151H259V152H254V153H251L249 157H245V159L247 160H250L251 162L252 161H257L259 159H261V155ZM177 155V154H175ZM174 156V155H172ZM171 156V157H172ZM129 157V156H128ZM127 157V158H128ZM178 157V156H177ZM180 157V156H179ZM178 157V158H179ZM101 158V157H100ZM119 158V156H118ZM123 159V157H121ZM170 158V157H169ZM168 158V159H169ZM98 159V158H97ZM104 159H106L105 161H101L100 160H96L97 161L96 163H93L92 165V168L95 170V174L98 176V174H104L106 175V171L108 170L107 166H109V169L110 171H112L113 173L116 171V167H118V165H122V161L120 163H117V161L115 160H112L108 157H105ZM126 159V158H125ZM166 159V157H165ZM238 159V158H237ZM236 159V160H237ZM239 159H241V157H239ZM103 160V159H102ZM118 160V159H116ZM234 160V159H233ZM242 160H244L242 158ZM94 161V162H95ZM126 161V160H125ZM238 161V160H237ZM246 161V160H245ZM244 161V162H245ZM264 160H262V163L259 164V163H256L257 165L253 164L252 163H248V164H252L250 166H247L248 164H246L247 167L245 168H240V169H237L235 171H232L231 173H228V174H225L226 178L223 179V173H218V171L215 173L217 175H220V178H216L214 179L215 181H211L208 183V186L207 188H202L201 190H199L198 194H201V195H205L206 192H209V195L211 197V199L213 200V202L216 204L217 203H221L222 204H218L217 206L215 205L214 207V211H216L217 214H219L220 216H222L225 220V223L223 224V237L222 239L220 240L219 239V243L217 244H214L215 247L213 249V252H214V256H226L227 258H231L233 261L232 262H229V264H264V226L261 227V228H257L255 227L251 222V224L249 223V218H248V212L252 211L253 209H255L259 203V194L260 192L264 189ZM129 162V161H128ZM258 162V161H257ZM260 162V160H259ZM67 163V162H65ZM116 165H115V164ZM64 164V163H63ZM68 164V163H67ZM179 166V165H178ZM245 166V165H243ZM67 167V166H65ZM86 167V166H84ZM91 168V169H92ZM107 168V169H106ZM73 169V168H71ZM106 169V170H105ZM70 170L67 169V171ZM75 170V169H74ZM92 170V171H94ZM231 170V168H230ZM216 171V170H215ZM226 171V170H225ZM73 172V171H71ZM71 172H70V176H71ZM76 173V172H74ZM108 173V171H107ZM177 173V172H176ZM213 173V172H212ZM211 173V174H212ZM90 174V173H89ZM100 174V175H101ZM110 174V173H109ZM108 174V175H109ZM170 174V173H169ZM173 174V173H172ZM214 174V173H213ZM49 175V174H48ZM95 175V176H96ZM177 175V174H175ZM50 176V175H49ZM48 176V178H49ZM77 176V174H76ZM92 176V175H91ZM96 176V177H97ZM46 177V176H45ZM51 177V176H50ZM109 177V176H107ZM35 179H37V176L34 177ZM44 177H41V180L43 179ZM47 178V177H46ZM44 178V179H46ZM53 177L49 178V179H52ZM102 178V177H101ZM38 179H39V176H38ZM71 179V178H70ZM73 179V178H72ZM99 179V177H98ZM104 179V177L102 178ZM108 179V178H107ZM40 180V181H41ZM105 180V179H104ZM142 180V181H141ZM30 181V180H29ZM32 181V179H31ZM45 181V180H44ZM50 181V180H49ZM52 181V180H51ZM103 181V180H102ZM100 180V182H102ZM205 181V180H204ZM207 181V180H206ZM210 181V180H209ZM208 182V181H207ZM31 183V182H30ZM35 183V182H34ZM40 183V182H39ZM48 183V182H47ZM206 183V182H205ZM32 184V183H31ZM28 183V186L31 185ZM142 184L144 186H142ZM39 185V184H38ZM37 185V186H38ZM48 185V184H47ZM35 186V185H34ZM36 187V186H35ZM32 188V187H31ZM34 188V187H33ZM99 191H102L101 190V187H99ZM208 189V191H207ZM32 190V189H31ZM198 190V189H197ZM35 191V190H33ZM98 191V190H97ZM170 191V190H169ZM35 193V192H34ZM130 193V194H129ZM37 194V193H36ZM97 195V192L94 193ZM93 194V195H94ZM38 195V194H37ZM68 195V194H67ZM71 195V194H70ZM91 195V194H90ZM89 195V196H90ZM208 195V196H209ZM69 196V195H68ZM76 197H78L76 195ZM102 197V195H97L95 196V199L94 197L92 199H94V201H92L94 204H92L93 206L95 205L96 207L97 206V203L99 204V199ZM199 197V196H198ZM88 198V197H87ZM91 199V200H92ZM203 199V198H202ZM200 199V200H202ZM262 199V198H261ZM85 200V199H84ZM88 200V199H87ZM86 200V201H87ZM90 200V199H89ZM88 200V201H89ZM199 200V199H198ZM208 200V199H207ZM87 201V202H88ZM190 201V200H189ZM188 201V202H189ZM206 202V201H205ZM208 202V201H207ZM137 203L141 204V205H137ZM165 203L168 205V207L165 206ZM89 204H90V201H89ZM164 205V206H163ZM73 206V205H72ZM94 206V207H95ZM193 206V205H191ZM190 207V206H189ZM198 208V206H196ZM91 208V207H90ZM194 208V206L192 207ZM191 208V209H192ZM211 208V207H210ZM74 209V208H73ZM72 209V210H73ZM94 209V208H92ZM96 209V208H95ZM145 209L144 211H141ZM193 210V209H192ZM75 211V210H74ZM92 211V210H91ZM197 211V210H196ZM46 212V211H45ZM68 212V211H67ZM73 212V211H72ZM78 212V211H77ZM155 212V213H154ZM191 212V213H190ZM189 213V219L191 220V222H194L193 221V218L196 217L195 215V211H190ZM4 213V212H3ZM47 213V212H46ZM1 214V213H0ZM71 213H69L70 215ZM77 214V213H76ZM152 214H154V217L152 218ZM67 215V213H66ZM72 215V214H71ZM83 216V214H81ZM2 216V215H1ZM79 216V215H78ZM80 216V218L82 217ZM5 217V216H4ZM73 217H76L73 215ZM36 218V217H35ZM1 219V218H0ZM70 219V218H69ZM78 219V218H77ZM74 220V219H73ZM82 220V219H81ZM67 221V220H66ZM75 223L77 220H74ZM83 222V221H82ZM1 223V222H0ZM9 223V222H7ZM11 223V222H10ZM2 224V223H1ZM5 225V224H4ZM68 228V227H67ZM63 230H61L60 232H62ZM85 231V230H84ZM230 232V233H229ZM64 236V235H63ZM62 236V238H63ZM56 238V236H55ZM54 238V239H55ZM187 238V236H186ZM53 239V238H52ZM60 239V237H59ZM58 240V239H57ZM56 240V242H57ZM131 240V241H132ZM197 240V239H196ZM195 240V242H197ZM62 241V239H61ZM55 242V241H54ZM55 242V244H56ZM59 242V241H58ZM185 242V240L183 241ZM187 244L188 242H193L192 240H186ZM198 243V242H197ZM59 244V243H58ZM192 245V244H191ZM51 246V245H50ZM49 246V247H50ZM59 246V245H58ZM193 246V245H192ZM57 247V244L55 245V249H59V248H56ZM213 247V246H212ZM61 248V249H63ZM197 248V247H196ZM51 250H53L52 248H50ZM63 249V250H64ZM50 250V251H51ZM60 250V249H59ZM58 251V250H57ZM56 251V252H57ZM62 251V250H60ZM53 252V251H52ZM59 252V251H58ZM57 252V254H58ZM54 253V252H53ZM60 253V252H59ZM200 254V253H199ZM54 256L55 253H54ZM201 257V256H200ZM56 258H58L57 256L55 257V260ZM203 258V257H202ZM60 259V258H58ZM58 259L56 260V262L58 261ZM167 260H161V261H158V262H153V261H148V262H145L144 264H202V261H198V256H193V258H191L193 261H185L183 259H185L184 257L182 258H178L176 260H170L168 258H166ZM190 260V259H189ZM224 261L226 262V259H224ZM61 262V261H60ZM63 262V261H62ZM204 262V261H203ZM235 262V263H234ZM227 263V262H226ZM59 264V263H58Z\"/></svg>",
    "mask_w": 264,
    "mask_h": 264
}]
</instances>
